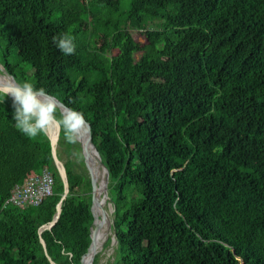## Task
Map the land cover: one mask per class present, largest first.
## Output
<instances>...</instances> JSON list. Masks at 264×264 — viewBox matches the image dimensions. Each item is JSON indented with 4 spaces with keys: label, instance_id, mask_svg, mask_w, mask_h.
I'll return each instance as SVG.
<instances>
[{
    "label": "trees",
    "instance_id": "obj_1",
    "mask_svg": "<svg viewBox=\"0 0 264 264\" xmlns=\"http://www.w3.org/2000/svg\"><path fill=\"white\" fill-rule=\"evenodd\" d=\"M155 19L146 45L123 35ZM64 33L72 55L53 43ZM0 58L17 84L45 88L90 124L109 172L110 264H264V0H0ZM13 112L6 97L0 264H82L94 222L88 169L73 163L61 129L62 200L49 136H24ZM44 168L52 196L6 204Z\"/></svg>",
    "mask_w": 264,
    "mask_h": 264
},
{
    "label": "clouds",
    "instance_id": "obj_2",
    "mask_svg": "<svg viewBox=\"0 0 264 264\" xmlns=\"http://www.w3.org/2000/svg\"><path fill=\"white\" fill-rule=\"evenodd\" d=\"M53 43L64 55H72L76 51L74 38L67 33L53 37ZM8 96L12 98L14 126L28 138L44 135L53 125L60 127L65 139L73 144L91 133L83 112L66 107L58 115L55 101L43 87L27 81L13 84L6 91L0 90V102Z\"/></svg>",
    "mask_w": 264,
    "mask_h": 264
},
{
    "label": "water",
    "instance_id": "obj_3",
    "mask_svg": "<svg viewBox=\"0 0 264 264\" xmlns=\"http://www.w3.org/2000/svg\"><path fill=\"white\" fill-rule=\"evenodd\" d=\"M4 72L7 74L6 70H4ZM10 77L16 83L15 79L12 76H10ZM0 90L6 91L7 88L0 86ZM8 97H10V96H8ZM50 97L55 101L57 107L59 108L60 112L62 113L65 110L66 106L62 102H60L58 99H56V98H54L52 96H50ZM46 133H47V135L49 136V138L51 140L52 154H53V159H54L55 165H56V167L58 169L59 175L61 176V178H62V180L64 182L65 190H64V195L62 196V200H63L67 196V194L69 192V185H68V179H67V174H66L65 167H64L62 161L59 160L58 155H57V146H58V141H59L60 134H61V128L55 125V135H53V136L48 132V130H47ZM79 142L81 143L82 150H83V155H84V161L86 163V166H87V169H88L91 181H92V208H91V210H92V214L94 216V222H93V228H92V231H93V229L97 228V226L99 224V221H100V217L97 216V214L95 212V209H94V193H95V190L97 188V180L93 176L92 170L90 169V166H89V155H88V149L89 148H91L93 150L94 158H95L97 164H99V168L102 169V171H103V184H104V189H103L104 197H103V200H104V202L108 203V205L111 207V212L113 213V206H112V204L110 202V197H109V192H108L109 172H108V169H107L106 165L102 161V158H101L96 146L93 143L91 133L90 134H86L85 139H83V140L79 139ZM61 211H62V201H60L59 204L57 205V214H56L54 220L50 224L45 225V226H43L40 229V231H39L40 235L46 229H50L52 226H54L56 224V222L59 220ZM102 219L104 220L105 218H102ZM110 227H111V225H110ZM41 243L43 244V246H45V242H44L43 238H41ZM92 244H93V236H92V243H91L89 249L86 251V253L84 254V256L82 258V264H86V260H85L86 259V254L90 250ZM96 254H93L91 256L88 264H92L93 263L94 257H95ZM51 264H56V263L51 261Z\"/></svg>",
    "mask_w": 264,
    "mask_h": 264
},
{
    "label": "rangeland",
    "instance_id": "obj_4",
    "mask_svg": "<svg viewBox=\"0 0 264 264\" xmlns=\"http://www.w3.org/2000/svg\"><path fill=\"white\" fill-rule=\"evenodd\" d=\"M127 3H128V1L124 2L125 5H127ZM162 23L163 22L160 19L149 20V22H147V24L142 29H137L136 26L129 25L128 27L123 28V30H124L123 35L125 36V38H127V33L132 32V35H133L136 42L141 43V45H146L148 43L147 38H146V32L148 30L161 29ZM117 52H118V50L115 49V50H113L112 54L114 55ZM141 54H142V52L138 53L136 55V58L139 59ZM1 64H2V60L0 58V73H1V75L12 79L8 74H6L4 72L5 69L1 66ZM18 83H20V82H18ZM54 129H55V125H54ZM81 139L83 140L84 136H82ZM64 140H65L66 148H68L69 150L72 151V160H74L76 162V163L75 162H73V163L77 164L79 167H82V168H83V166H86V163L84 161L83 150L81 151L82 146L80 148V146L77 143H75V144L69 143L65 138H64ZM89 166L91 167L90 162H89ZM97 208L101 209V207H97ZM110 208L111 207L108 205V203H107V206L104 207L106 212L109 213V220L104 215H102V218L104 217L105 219L104 220L101 219V221H100L101 224L104 227H106L105 230H107V232H106L107 234H106L105 241L103 242L102 246L100 247V249L97 251V254H96V255L100 256L98 264H110L113 261L114 256H115V252H116L115 250L117 247V243H116V239H115V234L110 227V225H112V212L110 211ZM106 222H107V224H105ZM109 239H111L112 242L110 245L107 246L106 243ZM96 255H95V257H96ZM92 264H94V263H92Z\"/></svg>",
    "mask_w": 264,
    "mask_h": 264
},
{
    "label": "built area",
    "instance_id": "obj_5",
    "mask_svg": "<svg viewBox=\"0 0 264 264\" xmlns=\"http://www.w3.org/2000/svg\"><path fill=\"white\" fill-rule=\"evenodd\" d=\"M54 184V176L47 168H44L40 174L30 176L23 183L17 184L6 204L20 208L38 206L44 199L53 195Z\"/></svg>",
    "mask_w": 264,
    "mask_h": 264
},
{
    "label": "bare ground",
    "instance_id": "obj_6",
    "mask_svg": "<svg viewBox=\"0 0 264 264\" xmlns=\"http://www.w3.org/2000/svg\"><path fill=\"white\" fill-rule=\"evenodd\" d=\"M13 84H16V83L12 79H10L8 77H5V76H2L1 73H0V86L1 87H5V88L8 89ZM48 132L52 136L55 135L54 125L48 129ZM83 136H84V139H85L86 134L83 135ZM88 155H89V162H90V165H91L90 169L92 170L93 176L97 180V188L95 190L96 196H95V193H94V209H95V212H96L97 216L102 218V215H104L109 220V213L106 212V210L104 209V207L107 206V203L104 202V200H103V197H104V192H103V189H104L103 171H102V169L99 168V164H97V162H96V160L94 158L93 150L91 148L88 149ZM97 207H101V209L97 208ZM110 211H111V208H110ZM105 224H107V222ZM98 226H101L103 228V226L100 223L98 224ZM98 226H97V228H98ZM97 228L93 229V231L91 233L92 236H93V241H94L95 245L93 247V244H92L90 250L88 251V255L86 256V259H85L86 260V264L89 263V260H90L91 256L93 254H96L97 251L102 246V243L97 239V236H96ZM92 247H93V249H92Z\"/></svg>",
    "mask_w": 264,
    "mask_h": 264
}]
</instances>
